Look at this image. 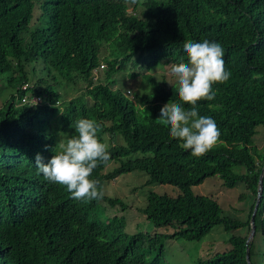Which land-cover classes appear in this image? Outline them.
Segmentation results:
<instances>
[{
  "label": "trees",
  "instance_id": "1",
  "mask_svg": "<svg viewBox=\"0 0 264 264\" xmlns=\"http://www.w3.org/2000/svg\"><path fill=\"white\" fill-rule=\"evenodd\" d=\"M186 40L219 43L231 73L212 85L214 100L197 102L199 116L214 119L221 133L201 157L157 122L169 101L190 106L180 100L178 85L149 73L160 63H187ZM122 72L150 84L152 92L141 98L146 112L120 89ZM2 74L15 94L0 110V264H162V245L148 258L150 249L142 246L157 233L129 235L123 215L99 214V202L124 210L121 200L105 194L76 200L66 186L37 173V153L47 163L85 118L100 125L108 162L118 163L107 172L108 162L93 170L90 179L101 188L131 171L146 174L144 185L178 188L175 195L147 192L138 210L156 228H172L170 236L188 240L216 225L249 229L264 164L253 141L257 126L264 132V0H0ZM61 82L83 88L67 100ZM23 97L28 101L21 103ZM35 97L40 101L30 103ZM103 135L112 139L109 146ZM116 136L123 144L114 142ZM215 175L226 188H244L246 220L223 214L213 196L192 190ZM259 199L248 243L251 264H264V175ZM246 238L231 234L230 249L193 264H247Z\"/></svg>",
  "mask_w": 264,
  "mask_h": 264
},
{
  "label": "clouds",
  "instance_id": "2",
  "mask_svg": "<svg viewBox=\"0 0 264 264\" xmlns=\"http://www.w3.org/2000/svg\"><path fill=\"white\" fill-rule=\"evenodd\" d=\"M183 49L188 57L187 63L182 60L172 64L170 74L178 81L180 100L189 105L190 110L169 101L161 107L156 120L169 126L170 136L181 141L183 149L191 150L195 157H201L216 146L221 133L214 119L199 116L197 102L214 100L216 92L212 85L225 83L231 73L225 68L224 49L219 43L186 40ZM130 94L128 90L126 95ZM99 127L91 119L77 120L74 126L76 135L66 142L61 140L59 150L47 163L37 153V173L49 183L66 186L76 200L102 199L104 191L99 186L100 182L90 179L94 169L110 160L107 146L98 138Z\"/></svg>",
  "mask_w": 264,
  "mask_h": 264
},
{
  "label": "rangeland",
  "instance_id": "3",
  "mask_svg": "<svg viewBox=\"0 0 264 264\" xmlns=\"http://www.w3.org/2000/svg\"><path fill=\"white\" fill-rule=\"evenodd\" d=\"M128 10H130V8H128ZM149 73L156 76L158 79L164 78L166 83L171 82L175 86H179L177 79L170 74V67L168 65H162V63H160L152 68ZM120 74H122L123 77V80L119 83L120 89H122L125 94L130 90L131 94L128 95V98L134 102L136 107L139 106L141 110L146 112V105L142 102L141 98L152 92L150 84H148L141 75L132 78L127 76V72L119 73V75ZM82 86L80 82L70 85L69 83L61 82L59 84V90L64 93L65 99L69 100L78 93L79 88ZM12 94H15V90L14 87L7 82L6 74L0 75V110H2L10 100ZM16 105L19 106L20 103L18 104L17 102ZM256 129L257 133L254 135L253 141L256 143L257 147H259V151L264 152L263 129L260 125L257 126ZM102 137L105 140L104 142L109 146L107 140L110 142L112 139L107 135H105V137L103 135ZM114 139L116 144H123V140L118 136L114 137ZM134 156L136 155H131V157ZM117 165V162H108L104 171H110ZM146 179L147 176L145 173L141 171H131L119 174L112 180H105L102 186L104 194L118 198L126 207L124 210H122L119 205L110 208V205L104 203V201L97 204L99 214L101 215L107 213L111 216L123 215L126 222L125 231L129 235L135 232H143L153 236V233H157L155 238L146 240L142 245L143 249H150L149 253H145V258L153 256L162 245V264H193L200 259L208 258V256L215 252H222L230 249L231 245L227 240L231 234L248 235V227L236 229L234 231H225L221 225H216L199 240H188L181 237L170 236V234L173 233L172 228H156L138 209L145 205V198L148 191L175 195L178 193V188L170 184L159 183L144 185L143 183ZM192 190L195 193L213 196V198L220 203L223 214L241 220L247 219L250 201L240 198V194L244 191V188L240 185L233 188H226L222 185L220 178L215 175L207 177L200 184L193 186ZM148 245H152V247Z\"/></svg>",
  "mask_w": 264,
  "mask_h": 264
},
{
  "label": "water",
  "instance_id": "4",
  "mask_svg": "<svg viewBox=\"0 0 264 264\" xmlns=\"http://www.w3.org/2000/svg\"><path fill=\"white\" fill-rule=\"evenodd\" d=\"M263 175H264V164L262 166L261 172L259 174V179H258V192H257V197H255L256 201L254 203L251 215H250V223H249V233L247 235L246 241H245V246H246V255H244L247 264H251L250 259L248 257L249 254V248H248V243L249 241L253 238L254 233H255V213L258 208V204L260 202L259 197L261 196L262 193V183H263Z\"/></svg>",
  "mask_w": 264,
  "mask_h": 264
},
{
  "label": "built area",
  "instance_id": "5",
  "mask_svg": "<svg viewBox=\"0 0 264 264\" xmlns=\"http://www.w3.org/2000/svg\"><path fill=\"white\" fill-rule=\"evenodd\" d=\"M102 67V66H101ZM94 71H96V70H94ZM95 73V72H94ZM28 100H27V98L26 97H23L22 99H21V103H25V102H27ZM29 101H30V103H34V104H36L37 102H39L40 100H39V98L38 97H35V98H32V99H29Z\"/></svg>",
  "mask_w": 264,
  "mask_h": 264
}]
</instances>
